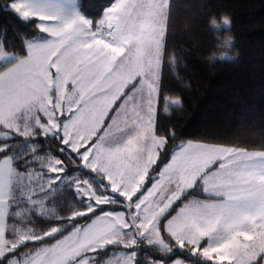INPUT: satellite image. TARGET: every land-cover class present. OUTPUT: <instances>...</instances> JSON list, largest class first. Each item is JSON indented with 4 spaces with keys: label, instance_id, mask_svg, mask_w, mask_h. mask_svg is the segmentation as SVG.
Segmentation results:
<instances>
[{
    "label": "snow or ice",
    "instance_id": "6c2138e0",
    "mask_svg": "<svg viewBox=\"0 0 264 264\" xmlns=\"http://www.w3.org/2000/svg\"><path fill=\"white\" fill-rule=\"evenodd\" d=\"M74 5H10L46 35L0 71V264H169L177 248L191 264H264V139L169 151L175 131L158 133L171 0H113L96 21ZM49 141L76 174L41 154Z\"/></svg>",
    "mask_w": 264,
    "mask_h": 264
},
{
    "label": "trees",
    "instance_id": "16d2710c",
    "mask_svg": "<svg viewBox=\"0 0 264 264\" xmlns=\"http://www.w3.org/2000/svg\"><path fill=\"white\" fill-rule=\"evenodd\" d=\"M11 1L0 0V39L13 55L0 66V71L27 54L26 41L46 35L35 27L37 21L34 18L25 20L9 9L7 5ZM112 2L76 0L78 10L94 21L102 18L103 11ZM222 13L231 16L230 31L235 36L234 47L239 50V58L232 63L210 65L205 57L216 50L217 41L213 30L208 27V19ZM173 54L182 61L175 68L170 62ZM165 96L170 100L179 97L181 106L170 104L169 112H163ZM170 129L176 136L167 145L169 151L175 144L189 139L239 143L249 147L264 139V0H171L158 133L167 134ZM47 149L68 163L66 157L57 151L54 141H49L41 149V154ZM167 160V152L162 153L156 169ZM68 167L69 175L76 174L75 165L68 163ZM147 186H150V181ZM71 199L69 192L57 194V203ZM32 226L42 229L48 223L35 218ZM111 252H105L102 259ZM144 255L152 256V249L145 248L140 253L141 258ZM183 256V252L177 250L169 256V263ZM193 259H188V263L191 264Z\"/></svg>",
    "mask_w": 264,
    "mask_h": 264
},
{
    "label": "clouds",
    "instance_id": "9594fccd",
    "mask_svg": "<svg viewBox=\"0 0 264 264\" xmlns=\"http://www.w3.org/2000/svg\"><path fill=\"white\" fill-rule=\"evenodd\" d=\"M231 16L226 13H222L219 17L212 15L208 19V27L213 30V37L217 41L215 45V51L210 52L205 60L210 64L214 65L219 63H232L239 58V50L234 47L235 36L231 33ZM12 55L10 50H6L3 44V40L0 39V58ZM174 68L178 61L173 54Z\"/></svg>",
    "mask_w": 264,
    "mask_h": 264
},
{
    "label": "rangeland",
    "instance_id": "374dc122",
    "mask_svg": "<svg viewBox=\"0 0 264 264\" xmlns=\"http://www.w3.org/2000/svg\"><path fill=\"white\" fill-rule=\"evenodd\" d=\"M12 2H14V0H12L11 2H9L8 3V5H7V7L9 8V9H11L12 11H14V12H16L10 5H11V3ZM75 7H77L76 6V0H75V5H74ZM17 13V12H16ZM18 14V13H17ZM19 15V14H18ZM20 16V15H19ZM32 19V18H31ZM35 39H37V38H35ZM29 41H32V42H36V40H34V39H32V40H29ZM42 42V41H41ZM13 58V55H10V56H5V57H3V58H0V66H2L3 64H5V63H7L10 59H12ZM11 66V65H10ZM119 103V102H118ZM177 250H180V249H176L175 251H177ZM116 251H118V250H112V252H111V254L106 258V259H109V258H114V256H115V252ZM180 251H182L183 252V254H184V256L183 257H180V258H175L171 263H169V264H173V262L175 261V260H181L182 261V264H189L188 263V259H192V257H190L189 256V254L186 252V251H184V250H180Z\"/></svg>",
    "mask_w": 264,
    "mask_h": 264
},
{
    "label": "crops",
    "instance_id": "0c3cea01",
    "mask_svg": "<svg viewBox=\"0 0 264 264\" xmlns=\"http://www.w3.org/2000/svg\"><path fill=\"white\" fill-rule=\"evenodd\" d=\"M76 6H77V3H76ZM78 8V7H77ZM39 39H41V38H37V39H34V40H39ZM5 70V69H4Z\"/></svg>",
    "mask_w": 264,
    "mask_h": 264
}]
</instances>
